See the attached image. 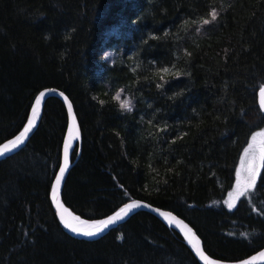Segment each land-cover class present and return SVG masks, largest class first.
I'll return each mask as SVG.
<instances>
[{
    "label": "trees",
    "instance_id": "1",
    "mask_svg": "<svg viewBox=\"0 0 264 264\" xmlns=\"http://www.w3.org/2000/svg\"><path fill=\"white\" fill-rule=\"evenodd\" d=\"M263 85L264 0H0V144L41 90L64 93L81 140L62 201L86 221L139 200L185 220L216 260L263 248L264 161L254 187L225 205L264 127ZM66 126L63 102L47 98L35 131L0 160V264H200L147 211L94 239L62 229L49 196Z\"/></svg>",
    "mask_w": 264,
    "mask_h": 264
},
{
    "label": "snow or ice",
    "instance_id": "2",
    "mask_svg": "<svg viewBox=\"0 0 264 264\" xmlns=\"http://www.w3.org/2000/svg\"><path fill=\"white\" fill-rule=\"evenodd\" d=\"M218 13L215 9H212L210 12L211 21L216 20ZM209 19H203L202 24L207 25L211 22ZM199 31V28L197 29ZM171 69L165 67L160 69L162 73H169ZM174 76H179V72L173 73ZM161 80L164 79L163 76L160 77ZM160 87L161 85H157ZM48 91V90H46ZM62 95V94H61ZM45 96V92H41L35 100V103L32 106L31 115L28 118L27 124L23 130L16 136L13 140H10L7 144L0 145V155L5 154L10 151L12 148H16L18 145L22 144L25 138L32 131L34 125L36 124L37 117L40 114L41 110V100ZM260 106L264 110V86L260 89ZM67 100V98L65 97ZM114 100L119 102V106L123 110L131 111L132 104L128 99H121V93L117 92L113 97ZM69 112L71 113V104L68 105ZM80 137L79 129L76 125L75 117H72V122L69 127L68 137L64 143V159L63 164L60 167L59 173L56 175L55 182L52 185V200L56 205L58 216L64 225L65 228L76 234H82L84 236H95L105 230L109 225L114 224L117 221L124 219L128 216L132 210L141 206L139 201H132L131 203L125 204L119 209L114 215L109 216L107 219L88 222L81 220L80 217L72 215L67 208L61 203L60 200V188L61 182L64 178L66 170L69 168V149L74 148V140H78ZM257 137H264V130L254 133L251 137V140L248 146L244 149V155L241 157V166L237 169V187L236 191L239 195H244L245 192L253 187L256 183L257 175L259 174L260 168L258 161H264V146H261L259 153H257ZM241 188L244 190L241 191ZM230 200L226 201L227 206L231 209L234 206L235 201L231 199L232 194H229ZM161 215L166 218H170V223L175 222L178 225L182 226L184 235L187 238L189 244L195 249L196 253L200 256L201 259L207 260V257L204 255L201 249V242L192 232V229L189 228L186 224H183L182 221H176L175 217H171L170 213H161ZM211 264V262H209ZM242 264H248V261L242 262Z\"/></svg>",
    "mask_w": 264,
    "mask_h": 264
},
{
    "label": "water",
    "instance_id": "3",
    "mask_svg": "<svg viewBox=\"0 0 264 264\" xmlns=\"http://www.w3.org/2000/svg\"><path fill=\"white\" fill-rule=\"evenodd\" d=\"M264 86V85H263ZM260 89H258L257 91V104H258V107L260 109V111L262 112V114H264V110L261 109V106H260ZM48 90V91H46ZM41 92H45V96L42 98L41 100V110H40V114L38 115L37 117V121H36V124L34 125L32 131L29 133V135L25 138V140L22 142V144L18 145L16 148H12L10 151L6 152L5 154L3 155H0V160L5 158L6 156L12 154L13 152L17 151L18 149H20L24 144L25 142L28 140V138L31 136V134L35 131V129L37 128L38 124H39V121H40V118H41V115H42V111H43V106H44V103L46 101L47 98L49 97H58L64 104V107H65V110H66V113H67V126H66V130H65V133H64V138H63V142H62V148H61V162H60V166H59V169L57 170L56 172V175L59 173V170H60V167L61 165L63 164V159H64V143H65V140L66 138L68 137V131H69V127H70V124L72 122V117H75V120H76V125L79 129V132H80V127H79V123H78V120H77V117H76V114L74 112V109H73V106H72V103L70 102V100L68 99V97L62 93L61 91L55 89V88H45L43 90H41L38 95L41 93ZM62 94V95H61ZM37 95V96H38ZM36 96V97H37ZM65 97L67 98V100L65 99ZM36 100V98H35ZM35 100L33 102V104L35 103ZM32 104V106H33ZM71 104L72 108H71V113L69 112V108H68V105ZM32 106L30 108V113H29V116L31 115V110H32ZM28 116V118H29ZM28 118H27V121H28ZM27 121L25 123V125L27 124ZM25 125L23 126V128L25 127ZM22 128V130H23ZM21 130V131H22ZM20 131V132H21ZM19 132V133H20ZM19 135V134H18ZM17 135V136H18ZM16 137V136H15ZM14 137V138H15ZM13 138V139H14ZM12 140V139H11ZM80 140H81V132H80V137L78 140H74V146L75 144H80ZM10 140L8 141H5L3 142L2 144L0 145H4V144H7ZM73 148H70L69 149V168L66 170L65 172V175H64V178L61 182V188H60V200H61V203L64 205L63 201H62V189H63V186H64V183H65V180H66V177H67V174H68V171L69 169L71 168L73 162H71V152H72ZM56 175L54 177V180H53V183L55 182V178H56ZM52 183V185H53ZM52 186H51V189H50V203H51V206L53 208V211L55 213V216H56V219L58 221V223L60 224V226L62 227V229L64 231H66L67 233H69L70 235L74 236V237H77V238H86V239H94V238H97L99 236H101L102 234L106 233L109 229H112L114 227H117L118 225H120L121 223H123L124 221H126L132 214L138 212V211H147V212H150L152 214H154L155 216H157L159 219H161L164 223H166L168 226H170L171 228L175 229L177 232H179V234H181V236L184 238L185 242L189 245V247L192 249V251L194 252L196 258L198 259L199 263L200 264H209V262H211V264H242V262L244 261H248V264H264V247L259 249L258 251L254 252L253 254H251L250 256H248L247 258L241 260V261H238V262H222V261H219V260H216L214 258H212L210 255H208L205 251H204V248H203V244L200 240V238L198 237V235L196 234L195 230L185 221L183 220L182 218H180L179 216H177L176 214H174L173 212L169 211V210H165V209H162V208H159V207H156V206H153L151 204H148L146 202H143V201H139V200H134V201H139L141 203V206L132 210L131 213L126 216L124 219L120 220V221H117L115 222L114 224L112 225H109L105 230H103L101 233L95 235V236H91V237H88V236H84L82 234H76V233H73L71 232L70 230H68L67 228L64 227V225L62 224L59 216H58V213H57V208H56V205L55 203L53 202L52 200ZM132 201L130 202H127V203H131ZM125 203V204H127ZM125 204H123L122 206H120L116 211H114L112 214H110L109 216H112L114 215L117 211H119V209L121 207H123ZM65 207V205H64ZM66 208V207H65ZM161 213H170L171 214V217H175V220L176 221H182L183 224H186L189 228L192 229V232L195 234V236L200 240L201 244V249L204 253V255L207 257V260H204V259H201L200 256L196 253L195 249L191 246V244H189L187 238L185 237L184 235V231L182 230V226L181 225H178L177 223H175L174 221L170 223V218H166L165 216L161 215ZM109 216H107L106 218L104 219H107ZM102 219V220H104Z\"/></svg>",
    "mask_w": 264,
    "mask_h": 264
},
{
    "label": "rangeland",
    "instance_id": "4",
    "mask_svg": "<svg viewBox=\"0 0 264 264\" xmlns=\"http://www.w3.org/2000/svg\"><path fill=\"white\" fill-rule=\"evenodd\" d=\"M121 99H126V98H125V96H122V95H121ZM262 130H264V127L255 130V131L250 135V137H249V139H248V141H247L245 147L243 148V150H242V152H241V154H240V156H239V159H238V162H237V165H236V169H235V178H234V182H233L232 187H231V189L228 191V193H227V195H226V198H225V202H226V201H229V200H230V196H229V194H230V193L232 194L231 199H233V200L235 201L234 206H233L232 208L235 207V205H236V203L238 202V200L243 196V195H239V194L237 193V191H236V187H237V169L240 168V166H241V157L244 155V149L248 146V144H249V142H250V140H251L252 135H253L254 133L260 132V131H262ZM261 146H264V137H257V153H259V149H260ZM257 163H258L259 168H260V170H261L262 161H258ZM259 173H260V171H259ZM258 176H259V174L257 175V178H258ZM256 181H257V179H256ZM253 187H254V186H253ZM253 187H251L250 189H248V190L245 192V194H246L249 190H251ZM243 190H244V189L241 188V191H243ZM245 194H244V195H245ZM225 205H226L227 208H229V207L227 206V203H225ZM232 208H231V209H232Z\"/></svg>",
    "mask_w": 264,
    "mask_h": 264
},
{
    "label": "bare ground",
    "instance_id": "5",
    "mask_svg": "<svg viewBox=\"0 0 264 264\" xmlns=\"http://www.w3.org/2000/svg\"><path fill=\"white\" fill-rule=\"evenodd\" d=\"M13 140V139H12ZM74 143V142H73ZM68 211L70 212V213H72L69 209H68ZM72 215H74L73 213H72ZM74 216H76V215H74ZM81 219V218H80ZM81 220H83V219H81ZM86 221V220H85ZM88 222H93V221H88Z\"/></svg>",
    "mask_w": 264,
    "mask_h": 264
}]
</instances>
